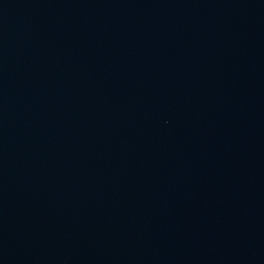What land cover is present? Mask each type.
<instances>
[{
  "label": "water",
  "instance_id": "95a60500",
  "mask_svg": "<svg viewBox=\"0 0 264 264\" xmlns=\"http://www.w3.org/2000/svg\"><path fill=\"white\" fill-rule=\"evenodd\" d=\"M0 264H264V0H0Z\"/></svg>",
  "mask_w": 264,
  "mask_h": 264
}]
</instances>
